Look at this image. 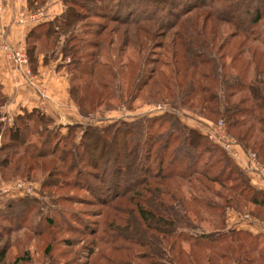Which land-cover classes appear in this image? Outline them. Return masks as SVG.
<instances>
[{"label":"trees","instance_id":"obj_1","mask_svg":"<svg viewBox=\"0 0 264 264\" xmlns=\"http://www.w3.org/2000/svg\"><path fill=\"white\" fill-rule=\"evenodd\" d=\"M47 2L29 0V8ZM63 4L61 15L29 33L26 53L37 74L40 56L45 64L56 61L63 37L61 54L70 60L64 65L68 92L82 122L66 125L63 133V126L34 109L8 126L1 121L5 96L0 83V181L23 179L47 189L56 175H70V183L65 181L70 197L63 199L71 206L99 207L85 219L70 212V264H264V238L227 221L232 212L264 221V191L253 187L206 134L182 124L154 134L161 117L116 121L104 129L85 123L118 105L132 110L138 99L166 100L173 111L194 110L215 124L222 121L242 151L264 167V56H258L264 44V0ZM139 125L141 130L133 128ZM75 128L82 129L79 142ZM203 156L219 159L226 169L213 173L214 165L211 171L198 167ZM154 160L157 169L152 170ZM135 167L142 175H128ZM107 176L112 189L100 195L88 180L105 183ZM49 196L51 204L59 203ZM38 202L26 196L0 205V264L34 262L31 241L62 232L59 210L47 203H40L45 211L36 210ZM210 218L217 224L206 230L203 224ZM20 231L27 233L24 255L10 259L21 245L11 235ZM52 242L44 257L58 264Z\"/></svg>","mask_w":264,"mask_h":264},{"label":"crops","instance_id":"obj_2","mask_svg":"<svg viewBox=\"0 0 264 264\" xmlns=\"http://www.w3.org/2000/svg\"><path fill=\"white\" fill-rule=\"evenodd\" d=\"M0 5L2 6L0 35L5 32L4 41L12 48L25 52L29 33L39 23L54 19L61 15L64 10L63 0H48L44 6L34 11L29 8V0H0ZM38 12L45 15L41 22L32 25L27 19L25 25L19 24V18L22 14ZM0 83L5 96V105L1 108V121L8 126L13 124L16 116L34 109H38L51 117L56 125L63 126V133L66 132V125L82 122L77 106L69 96L68 75L63 71V68H58V62L56 61L45 64L43 56H40L38 72L34 74L31 72L29 62L26 66H17L2 50L0 42ZM234 150L237 152V157H233L231 153L227 152L228 157L247 174L253 187L264 191V175L259 170L252 169L253 162L249 161V155L245 154L240 147ZM16 182L17 180L7 185L2 183L5 186L0 187V205L9 199L27 194L25 189H19L15 186ZM26 184L32 186L31 182L27 181ZM9 190L12 191L9 196H6L9 194ZM252 217L264 224L262 219L260 220L256 216ZM227 221L230 225L235 226L237 230L247 231L252 235L258 234L257 225L241 222V218L236 213H229Z\"/></svg>","mask_w":264,"mask_h":264},{"label":"rangeland","instance_id":"obj_3","mask_svg":"<svg viewBox=\"0 0 264 264\" xmlns=\"http://www.w3.org/2000/svg\"><path fill=\"white\" fill-rule=\"evenodd\" d=\"M44 17L45 15H43L41 19L43 20ZM63 45H64V41H63V37H61L57 44L58 56L56 58V62L62 65L63 71L66 73L67 69L64 68L66 67L64 65H67V63H70V60L68 59V57H64L61 54V49ZM263 45L264 44H262L261 46ZM261 46H259L260 51L258 52V56H261L260 55L261 53L264 56V46L263 47ZM226 51H231V48H226ZM132 56L133 58H135V55L133 53H132ZM111 103L115 107L117 105V100L112 99ZM169 103L170 102L166 100L149 101V100H144V99H138L136 100V102H134V104H132V110H128L126 109V107L118 105V107H115L112 110L104 112V113L102 112L99 115H96L94 120H89V121H86L85 123L95 124V126L96 125L99 126L100 129H104L105 127L111 125L112 123L116 121H127V123H132V122L138 123V122H143L144 118L146 119V118H153V117H161L162 120L157 121L154 125V128L152 130V133L154 134H159L163 132L167 127H169V125H176V124L186 125L187 127L195 129L199 131L200 133H209L208 131L210 129V126L212 128L214 127L213 126L215 124L214 121L198 116V114L194 110L180 109L179 111H173L170 109ZM122 108H124V110ZM158 126L159 128H157ZM133 128L141 130L142 125L133 126ZM81 130L82 129L75 128L74 130V135L76 136L75 142H79ZM175 132L178 133L177 131ZM257 134L258 133L256 132L255 135ZM1 143L2 142L0 141V144ZM175 147H177V145H173L169 148V152L165 156V163H167L169 159H171L170 152H172ZM174 158L176 160L177 159L180 160V157L176 156L175 154H174ZM249 161H251L250 157H249ZM184 163H185V159H183V164ZM211 165L215 166V170L213 173L216 172V169L222 168V171L226 169L225 164L221 162L219 159L214 158L210 160L207 156H203L201 158L198 167H204L211 171V167H210ZM150 168L152 170L157 169V161L155 160L151 161ZM135 169L136 170H133L132 172H128V175H142V171L140 169H137L136 167ZM107 173L108 175H110V171H108ZM4 176H6L7 178H10V175H4ZM42 179L43 178L41 177L39 181ZM53 179H54V182H53L54 184L50 185L47 189H43L40 182L32 183V187L30 188L29 194H25L24 196H21L25 198L26 196L31 197V198H34V197L37 198L39 202L35 206V208L37 207L36 210L39 209V210L45 211L44 204H40V203H47L51 205L55 210H59L60 213L57 214L56 219L60 222V224L63 227L62 232H59L58 229H56L55 231H52L51 232L52 238L47 235L43 239L35 238L36 241L35 240L33 242L31 241V248L29 251H30V257L34 260V262H31L29 264H48L49 263L47 258L45 260L44 251H45L46 246L50 244L52 239H53L52 244L56 243L51 253L52 257L59 258L58 264H70V257H71L70 256V212H76V214L79 215V217L85 219V216L83 215L90 214L88 211H91V210L97 211L99 209L98 206H95V207L71 206L70 199H63L64 197H70V186L67 187V183L65 182L67 181L68 183H70V175H65V174H63V176L56 175ZM109 179H110L109 176H107L105 183H97L95 181H90V180L88 181L95 187L96 192L100 193V195H107L109 193V190L112 189V187L109 186ZM18 180L25 181L23 179H17V181ZM130 182L131 180L128 179L127 181L123 182V185L124 183L129 184ZM2 183H5V182L0 181V187L5 186L4 184L2 185ZM5 184L7 185L9 183H5ZM54 185H58V186L54 187ZM212 188L216 191L219 190L216 186H212ZM11 191L12 190H9V194L6 196H9ZM76 193H78L77 195L82 194L84 198L88 199V197H86V195H84L83 193L81 194H79V192H76ZM224 193L227 196L229 195V193L227 192H224ZM49 194L53 196L54 199H59V203L51 204L50 203L51 198ZM43 196L44 197L46 196V198H43ZM6 198L5 200H7ZM214 223L217 224L215 220L210 218L203 225L206 230H209L210 227H212ZM26 234H27L26 232L24 233L20 231V232H15L13 233V235H11V238L15 242L21 243V245L20 246L14 245L16 248H18V250L13 248L12 252L10 253V259H14L16 256L21 255V254L22 256L24 255L23 251L24 249H26L24 247L26 245V242L24 243L23 240L25 239ZM63 241H66V242H63Z\"/></svg>","mask_w":264,"mask_h":264},{"label":"built area","instance_id":"obj_4","mask_svg":"<svg viewBox=\"0 0 264 264\" xmlns=\"http://www.w3.org/2000/svg\"><path fill=\"white\" fill-rule=\"evenodd\" d=\"M1 13H2V6L0 5V15H1ZM43 15H44V13H42V12L33 13V14L31 13V14H26V15L22 14L20 16L21 20L19 18V24L25 25L27 22V19L29 22H31L32 25L37 24V23L41 22V20H42L41 17ZM5 35H6L5 32L0 35V42H1L2 50H4L7 53L8 57L17 66L23 67V66L28 65L27 53L23 50H16V49L12 48L7 42L4 41ZM122 109L124 110V108H122ZM213 126H214L213 128L210 126V129L208 131L209 133H204V134L207 135V137L210 141L221 146L226 152L231 153V155L233 157H237V152L234 149L239 147V146H238L236 140L226 133L223 122L219 121L218 124H214ZM249 157H250L251 161L253 162L254 168L252 167V169L259 170L264 175V168L262 167V165L260 163H258L255 155L251 153V154H249ZM26 183L27 182H25V181L18 180L15 183V186L19 189H22V188L25 189L26 193L29 194L30 188L32 186L27 185ZM241 222H246L248 224L253 223L254 225H257L258 226V234H260L264 238V224L257 221V219L248 215V216L241 217ZM257 222H259V223H257Z\"/></svg>","mask_w":264,"mask_h":264}]
</instances>
